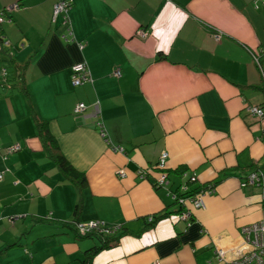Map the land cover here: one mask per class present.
I'll use <instances>...</instances> for the list:
<instances>
[{"label":"crops","instance_id":"1","mask_svg":"<svg viewBox=\"0 0 264 264\" xmlns=\"http://www.w3.org/2000/svg\"><path fill=\"white\" fill-rule=\"evenodd\" d=\"M56 1L0 0V11L21 5L0 26V67H21L0 84V170L9 169L0 182V264H80L98 242L72 227L88 219L132 232L91 264H224L247 251L241 229L264 207V122L245 113L264 100L249 54L264 43V0H71L82 48L52 22ZM82 61L92 81L73 86L71 66ZM95 101L107 138L123 152L100 135ZM79 102L86 110L74 115ZM36 120L84 174L83 189L43 151ZM14 143L21 149L3 159ZM162 152L171 187L183 180L172 171L183 167L214 192L188 221L172 215L147 228L145 216L176 209L151 182ZM140 169L148 179L138 178ZM257 170L261 183L241 187Z\"/></svg>","mask_w":264,"mask_h":264},{"label":"built area","instance_id":"2","mask_svg":"<svg viewBox=\"0 0 264 264\" xmlns=\"http://www.w3.org/2000/svg\"><path fill=\"white\" fill-rule=\"evenodd\" d=\"M72 1L71 0H57L54 2L52 6V22H55L57 19L60 20V23L65 25L66 27V35L68 37L69 41L76 42L80 48L83 47V44L80 42L75 41V38L72 33L71 28V21L69 17V10L71 8ZM21 7L19 2L12 3L8 6H6L4 9L0 11V26L2 21H9L10 14L13 11L18 10ZM139 35H144L142 31H138ZM221 34H214V37L216 40L220 39ZM9 71L6 67L1 66L0 67V84H6V80L8 78ZM112 75L114 77H120L121 76V70L115 69L112 72ZM92 81L89 69L86 65V62H78L71 66V83L73 86H80L85 83H90ZM90 114L95 118L96 120V127L99 130L100 135L105 139V141L110 145V147L114 151L123 152V147L121 146H115L110 143V140L107 138L106 130L103 126L101 116H100V107L98 101H95L90 106ZM86 110V105L83 103H77L75 104L73 108V114L74 115H83ZM245 113L246 115L250 117H255L257 119L263 120L264 119V109L261 106L258 105H249L245 107ZM259 139L262 140L264 144V127L260 131ZM20 149V145L18 143L10 145L7 147L8 152H16ZM167 158V153L162 152L160 153L158 157V161L156 166L162 168L164 166L165 160ZM8 171L7 168L0 171V181L2 180L4 174ZM145 171L140 169L137 172L138 178L142 179L145 178ZM119 175H123V171L120 170L118 172ZM260 176L259 173H251L248 175V177L240 182L241 187L251 186L255 183L260 182ZM165 175L161 174L157 180V183L162 184L164 181ZM192 181L195 180V177L191 178ZM188 188L184 187L182 190H180L179 193L172 195V200L178 202L179 205H183L182 211L177 214L176 219L181 220H189L191 219V209H204V202L202 199V195L205 193H213L214 190L212 189H203L199 194H189L187 193ZM264 202V198H263ZM150 221V218L148 219ZM105 223L101 220L94 219L89 220L87 222H76L74 224L75 230L79 236H85L92 231H99L104 233H109L108 230L103 229V225ZM241 233L243 236V239L245 243L248 245V250L241 253L237 257L225 260L223 261L224 264H264V207H263V215L262 218L253 224L246 225L242 227ZM222 253H219V257L221 260H223Z\"/></svg>","mask_w":264,"mask_h":264},{"label":"trees","instance_id":"3","mask_svg":"<svg viewBox=\"0 0 264 264\" xmlns=\"http://www.w3.org/2000/svg\"><path fill=\"white\" fill-rule=\"evenodd\" d=\"M220 37H221V35H220ZM0 42H1V44L4 43L3 42V38L1 36V32H0ZM249 54L251 56L252 62L256 65V67L260 71V74H261V77H262V79H261V90H262L263 95H264V70L262 68V63H263V60H264V43L261 44L259 47H257L255 50H249ZM3 61L7 62V63H10V65H11L14 60L11 59V58H5ZM5 66H6V68L9 67L7 65H4L3 67H5ZM14 68L15 69H11L10 71L8 70L9 71V75H8L7 80H6L7 83H10L11 80H13L14 77H17L20 74V72H21V67L15 66ZM115 69H117V68H115ZM250 105H252V104H250ZM255 105L261 106L264 109V100H263V102L261 104H255ZM247 106H249V105H247ZM260 121L264 122V119L260 120ZM35 122H36V124H35L36 132H37L38 137L41 140L43 151L53 161V163L59 169V171L62 173V176L64 178H66V179L72 181L73 183H75L76 186L78 187V190L83 189V187L86 185V179H85L84 174L76 171L69 164V162L63 157V155H62V153H61V151H60V149L58 147V144H57L56 140L50 134V131H49L48 127H47V122L46 121H40V120H36ZM14 144H16V143H14ZM11 145H13V144H11ZM4 149H5V153L2 155L3 159L8 154L14 153V152H8L6 148H4ZM20 149H21V146H20ZM154 169H160L159 175L154 180L151 181L153 186H154V188H156V189L157 188H166L167 191H168V194L170 195L171 198H172L173 194L179 193L180 190H182L184 187L188 188L189 192H187V193L193 194V195L194 194H199L201 191H203V189H208L209 188V189L214 190L213 183H209L207 185L204 184V183H202V184L199 183L198 184L197 183V179H196V175L193 172H188L183 167H177V168H175L172 171V172H174L176 174H179V176L182 177V179H183L173 188V187H171L172 184H171V182L169 180L168 170H164L165 169V163H164V166L162 168L157 167L155 165ZM142 170L146 172L145 173V178L148 179L149 178L148 177L149 176L148 175L149 174L148 173V169H142ZM254 172L260 174L259 170L252 171V172H250L248 174H245L243 177H241L240 182L244 181L248 177L249 174L254 173ZM161 174H164L165 178H164L163 183L159 184V183H157V180H158V178H159V176ZM192 177H195L194 181L191 180ZM3 178H4V176H3ZM3 178H2V180H3ZM260 183H261V176H260V182L255 183L254 185H258ZM172 205L176 206L175 210L170 211V210L166 209V210L158 212L156 214L145 216L144 217V223L146 224V227L149 228L151 226H154L161 219L166 218V217H170L172 215H173L172 217L175 216V218H177V214H179L182 211L183 205H179L178 202L175 201L174 199L172 200ZM149 218H150V221H148ZM89 220H91V219L80 220V222H87ZM92 220H94V219H92ZM186 221H188V220H186ZM76 222H78V221H75L73 223V226H74V224ZM104 223L105 224L103 225V229L108 230L109 233H104V232H99V231H92L91 233H89V234H87L85 236H79L77 234V236H79L80 238H91L92 237L93 239H95L98 242V244L88 248L87 250H85L83 252L82 257L79 258V263L80 264H91L92 259H93V257L96 254H98L100 251H102L104 249H108V248H112L114 246H117L119 244L120 238H122L124 235H130L132 233L130 230H128L122 224H110V223H106V222H104ZM72 229L74 230V232H76L75 227L74 228L72 227ZM139 232L140 231L136 232V234L139 233Z\"/></svg>","mask_w":264,"mask_h":264},{"label":"rangeland","instance_id":"4","mask_svg":"<svg viewBox=\"0 0 264 264\" xmlns=\"http://www.w3.org/2000/svg\"><path fill=\"white\" fill-rule=\"evenodd\" d=\"M175 177V176H174ZM176 178V182H177V180H178V177H175Z\"/></svg>","mask_w":264,"mask_h":264}]
</instances>
